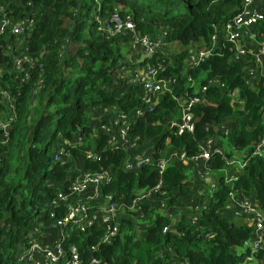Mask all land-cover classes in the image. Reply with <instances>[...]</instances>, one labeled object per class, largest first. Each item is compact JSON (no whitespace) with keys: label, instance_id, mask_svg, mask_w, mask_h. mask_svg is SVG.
<instances>
[{"label":"trees","instance_id":"1","mask_svg":"<svg viewBox=\"0 0 264 264\" xmlns=\"http://www.w3.org/2000/svg\"><path fill=\"white\" fill-rule=\"evenodd\" d=\"M244 1L0 0V24L9 21L0 35V89L11 94L18 108L10 127V142L0 146L4 154L0 163V264H17L19 248L36 219L45 215L47 204L79 171L112 172L113 181L102 187V193L124 195L128 204L135 194L163 182L162 189L142 204V219L121 218V234L113 244H99L102 231L98 227L88 234H76L73 241L84 258L89 255L88 246L95 243L100 245L98 256L110 264H245L249 251L243 248L253 238L254 230L246 217L235 218L229 213L228 197L232 191L238 193L264 212L261 159L252 158L238 180L227 183L220 172L226 168L225 162L216 156L210 164L211 169L220 172L214 197L194 222L190 212L180 211L197 196L186 176L190 164L174 162L162 175L155 164L126 172L123 165L128 159L127 150L110 148L116 132L114 121L95 120L93 116L94 110L128 115L130 144L153 145L154 162L171 152L185 153L188 158L199 155L204 141L220 139L221 127L228 129L225 144L239 154L251 153L264 138V74L253 55L248 53L237 61L234 46L226 43L220 56L198 66L186 62L190 48L206 47L217 30L223 33L225 24L240 12ZM115 12L131 15L138 37H162L169 45L166 52L173 48L176 53L169 57L160 52L139 64L141 57L132 47V34L109 37L100 30L111 24ZM26 20L34 22L30 36L13 35V26ZM253 34V46L264 43V21ZM14 56L28 59L20 71ZM157 63L163 66L161 77L177 79L174 96L165 94L153 111L136 117L143 107V90L127 79L124 68ZM215 79L224 88L209 86ZM204 86L209 87L194 110V133L175 134L169 121L180 118L183 103L178 97L183 100L187 93L201 92ZM235 90L236 102L232 97ZM7 112L0 97V115ZM104 126L113 131L108 134L102 130ZM75 137L83 144L70 149L71 159L64 165L56 163L61 142H73ZM93 150L101 154L99 160L87 158ZM232 173L234 170L229 169V175ZM162 204L179 214L174 226ZM139 221L145 223L141 234L137 230ZM263 260L264 249L256 262L249 264H264Z\"/></svg>","mask_w":264,"mask_h":264},{"label":"built area","instance_id":"2","mask_svg":"<svg viewBox=\"0 0 264 264\" xmlns=\"http://www.w3.org/2000/svg\"><path fill=\"white\" fill-rule=\"evenodd\" d=\"M263 21L264 0H245L240 12L225 24L223 33L220 34L217 30L216 34L212 36L210 44L204 48H190L186 62L190 65L198 66L213 56H220V50L226 43H230L235 48L234 58L237 61H242L248 53L252 54L257 68L260 69L261 75H263L264 43L257 44V49L255 51L252 50V42H255L256 38L253 34L254 28ZM33 24L34 22L31 20L23 21L14 25L11 32L13 35L26 38L32 33ZM8 26V20H4L0 24V35L5 33ZM100 30L107 33L109 37L120 34H132L134 37L132 47L140 57L145 55L144 62L154 58L160 52H165L169 57L173 56L166 52L169 45L165 43L162 37H138L130 14L121 16L117 12L113 13L111 24L105 25V28ZM27 60L26 57L25 59L21 58V60L15 56L13 57L17 71L21 70L23 62L26 63ZM138 63L140 64V60ZM124 69H126L127 79L142 87L143 90V107L136 112V117L144 116L146 111H153L165 94L174 96L177 79L161 77L160 72L163 69L161 63H157L154 66L146 64L136 69ZM253 73L251 71V75ZM25 77L28 78V74H25ZM188 80L191 86H194L192 79L188 78ZM213 85H220V87L224 88L219 79L209 82V86ZM209 86L202 87L201 92L191 95L187 93L183 100L178 97V102L183 103L180 109V118L169 123V128L175 134L194 133V110L204 100ZM0 97H2L4 105L8 109L7 114L0 115V146H7L10 142V127L17 118L16 110L18 108L8 91L0 89ZM232 97L235 98V102L238 101V90L232 92ZM130 125L131 119L128 115L118 114L113 123L116 132H114L115 135L110 140V148H130L132 145L128 139ZM220 129L225 130L224 127ZM102 130L108 134L113 131L112 127L107 126L102 127ZM227 134L228 131H226ZM77 143L83 144L81 138L75 137L73 142H64L55 155L54 161L64 165L71 158L70 149L74 148ZM135 145L133 144V146ZM200 151L199 155L192 158H188L185 153H173L170 157L164 155L155 162L152 154L133 159L128 158L123 165V169L126 172H138L146 165L155 164L159 169V174L162 175L167 167L173 163L172 159H175L196 165L197 175L206 181V177L211 171L210 164L212 160L216 156H220L225 162V169H232L235 172L226 175L227 183H234L239 178L238 174L247 167L252 158H259L264 163V138L254 145L251 153L244 154L242 157L239 156V151L236 149H233L230 154L232 156L228 157L227 153L214 139L204 141L200 146ZM100 156L101 154L93 150L87 155V158L96 161L100 159ZM3 157L4 154L0 152V163ZM199 163H202L203 167L199 166ZM188 173L186 172V176L189 180ZM113 178L114 176L110 171L100 174L80 171L77 175L71 177L70 181L65 184L64 191L57 192L47 204L45 215H40L36 219L25 243L19 248L17 264H110L104 258L98 256L100 245H111L120 236V221L123 216L130 218L139 216L142 219V204L149 200L154 192L160 191L163 187V182L160 180L155 188L135 194L131 203L128 204L124 195H103L102 187L111 184ZM215 189L216 184L211 183V198L214 197ZM228 199L230 204L239 206V214L247 218L248 225L254 230L253 238L247 240L244 245L245 249L249 251L244 263H255L258 254L264 249V212L260 210L253 200L242 199L238 193L233 191L229 194ZM198 205L196 212L189 214L194 222L198 220L204 210H207V207L202 206L201 203ZM162 208H164V212L166 210L164 204H162ZM169 218L172 219V216L170 215ZM95 227L102 231L101 236L98 238L100 245L95 243L89 245L87 248L89 255L84 258L79 245L73 241V237L76 234H88Z\"/></svg>","mask_w":264,"mask_h":264},{"label":"crops","instance_id":"3","mask_svg":"<svg viewBox=\"0 0 264 264\" xmlns=\"http://www.w3.org/2000/svg\"><path fill=\"white\" fill-rule=\"evenodd\" d=\"M257 46L256 44H254V46L252 47V50H256ZM252 79H255L254 76L250 77ZM251 81V80H250ZM95 114V117L97 120H103L106 118H110L111 121H115L118 113L114 112V111H109V110H97L93 112ZM172 121H176V119H171L169 121V123H171ZM226 131H228L227 127H224ZM225 130H221L219 132L220 135V139L218 141H216V143L222 147V149L227 153V155H230L233 152V148L229 147L227 144H225V136L226 135V131ZM117 138L118 135L116 134ZM64 142H61V145H63ZM169 143V141H168ZM60 145V147H61ZM130 148H134V152L132 154H129L128 150ZM129 149H126L128 152V158L133 159V158H138V157H144L147 154H151V148L153 149V145H144L143 147L136 144L135 146H133V144L130 146ZM174 152L168 153L165 156L170 157ZM239 156H243L242 154H239ZM163 157V156H162ZM160 157V158H162ZM71 159V158H70ZM172 162H178L175 159H172ZM199 166L203 167L202 163L198 164ZM190 169L188 170L189 173V182L190 185L193 189L196 190L197 192V196L192 200V202L190 204H188L183 210H180L182 213L185 211L186 212H190V213H194L196 212V207H199L198 204L201 203L202 206L207 207L208 208V204L209 201L212 200V198L210 197V184L211 183H216V179L219 177L220 172H222V174L226 177L227 174H229V170L224 169L222 171H220L219 173H216L213 169H211L209 175L206 177L207 180L204 181L203 179H201L196 172L197 166L196 165H191L190 164ZM228 210L229 213L231 215H233L235 218H243L245 217L244 215L239 214V206L237 204H231L228 206ZM241 212V211H240ZM165 214L167 216L170 217V215L172 216V225L174 226V223L176 222V219L178 217V213L176 211H170L169 209L165 210ZM140 223L137 224V230L138 233L141 234L142 233V229L143 226L145 225V223H143L142 221H139ZM248 223V221H247ZM249 226V225H248ZM250 227V226H249ZM245 249V247L243 248ZM243 249H240V251L242 252Z\"/></svg>","mask_w":264,"mask_h":264},{"label":"rangeland","instance_id":"4","mask_svg":"<svg viewBox=\"0 0 264 264\" xmlns=\"http://www.w3.org/2000/svg\"><path fill=\"white\" fill-rule=\"evenodd\" d=\"M204 47H205V45L203 44V45L201 46V48H204ZM75 51H76V50H75ZM168 53L173 55V53H175V49L170 48V49L168 50ZM94 111H95V110H94ZM93 116H95V115H93ZM94 118H96V117H94ZM95 120H97V119H95ZM128 152H129V154H132V153L134 152V148H130V149L128 150ZM79 172H80V171H79Z\"/></svg>","mask_w":264,"mask_h":264},{"label":"water","instance_id":"5","mask_svg":"<svg viewBox=\"0 0 264 264\" xmlns=\"http://www.w3.org/2000/svg\"><path fill=\"white\" fill-rule=\"evenodd\" d=\"M144 60H145V55H143V56L141 57V59H140V63L144 62Z\"/></svg>","mask_w":264,"mask_h":264}]
</instances>
